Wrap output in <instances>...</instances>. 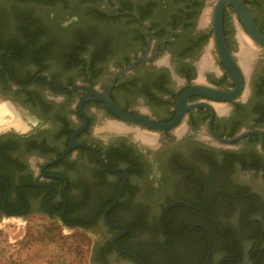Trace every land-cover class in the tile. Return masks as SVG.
Segmentation results:
<instances>
[{
    "label": "flooded vegetation",
    "instance_id": "1",
    "mask_svg": "<svg viewBox=\"0 0 264 264\" xmlns=\"http://www.w3.org/2000/svg\"><path fill=\"white\" fill-rule=\"evenodd\" d=\"M216 1L0 0V105L14 110L0 121V213L11 216L5 180L9 213H44L96 234L93 264H264V193L254 187H264V48L247 72L241 38L250 39L233 5L225 38L244 70L235 99L193 94L186 105L209 107L191 106L174 127L154 129L88 98L82 145L59 158L83 123L87 87L107 91L140 56L110 90L127 112L169 122L190 86L232 89L214 41ZM244 1L264 32V0ZM35 77L27 88L14 82ZM107 123L122 130L104 132ZM118 168L128 176L107 221L125 177Z\"/></svg>",
    "mask_w": 264,
    "mask_h": 264
},
{
    "label": "water",
    "instance_id": "2",
    "mask_svg": "<svg viewBox=\"0 0 264 264\" xmlns=\"http://www.w3.org/2000/svg\"><path fill=\"white\" fill-rule=\"evenodd\" d=\"M227 5H233L235 10L237 11V13L240 17V20L243 24V27L246 31V32H244V31L243 32L252 41L253 46L256 48V54H258V52L260 51V47L264 48V32L259 28V26L255 20L253 12L251 11L249 5L244 0H217L216 1L214 8L212 10V25H213L214 41H215L217 53H218L219 58L221 59L223 65H224V68L228 72V74L232 77V79L235 83V86L232 89L221 90L218 88L207 87V86H203L200 84H195V85L190 86L189 88L184 90L182 92V94L180 95L179 100H178L176 116L169 122H161V121L153 119V118H148V117H144L141 115H137V114L127 112V111L121 109L115 103V101L113 100V98L110 95V90H111L112 86L115 84V80L119 74L129 72L137 62H139L141 59H144L146 57V55L140 56L139 58L133 60L125 68H123L117 72V74L114 76V80L111 82V85L107 91L101 92V91L95 90L91 86L87 87L89 89V92L86 95H84L80 101V110H81V113L83 116V123L79 127L76 128L75 132L73 133V135L70 139L68 149L59 158H62L68 151H70L75 146L82 145V144L77 142V135L79 132H81L87 126V123H88L87 112H86L84 105H83L84 101L88 98H96L98 100L103 101L112 113H114L116 116H118L119 118H121L123 120L134 122V123H137L140 125H144L146 127L154 128V129H166V128L174 127L183 118L184 114L186 113L187 108H189L191 106L202 105V106H208L209 107V105H207L205 103H197V104H194L191 106L186 105L187 99L193 94H201V95L208 96L210 98L217 99V100L235 99L241 93L243 86H244V78H243V71L244 70H243L240 62L234 58L233 53L229 50V47H228V44H227V41L225 38L224 10H225V7ZM112 7L115 8L114 6H112ZM143 24L145 26H147V24L145 22H143ZM149 32H150V30H149ZM172 32H174V31H172ZM150 38H151V36H150ZM150 38H149V42H151ZM238 57H239V54H238ZM39 76H44V75H39ZM36 78L37 77H35L33 80H31L27 84H20L16 80L14 82L21 87L27 88V87H30L31 85H33ZM69 90H73V89H69ZM66 92H67V90L59 91L58 93L65 94ZM212 118H213V115L211 116L210 123H209V127H210L211 131H212V128H211ZM246 134H248V132L242 133V134H240V135H238L232 139L221 138V140L226 142V143H231L235 140H238L239 138L243 137ZM261 135H262V141L264 143L263 134H261ZM83 146L91 148L95 152V154L98 156L100 161L102 163H104L103 156L98 153V151L95 149L94 146L89 145V144H83ZM51 162H55V161H51ZM112 170H122L123 172H125V177H124L123 181L121 182V185H120V188H119V191L117 193L116 198L114 199L111 206L105 212V219L107 221H109L107 218V213L110 210V208L120 198L122 188H123L125 181L127 179V176H128V172L124 168H118V169H112ZM1 180H3V179H1ZM3 181L6 185V193H5V196L3 199V204H2L3 210L5 211L6 214H9L11 216H20L24 211H20V212H16V213H9L8 210L6 209L8 185H7L5 180H3ZM65 208L66 207H64L63 210H61V211H54L51 209H49V210L52 211L56 215H61L64 213Z\"/></svg>",
    "mask_w": 264,
    "mask_h": 264
},
{
    "label": "rangeland",
    "instance_id": "3",
    "mask_svg": "<svg viewBox=\"0 0 264 264\" xmlns=\"http://www.w3.org/2000/svg\"><path fill=\"white\" fill-rule=\"evenodd\" d=\"M41 12L42 15L48 13L45 9H41ZM254 84L258 87L260 83ZM254 187L264 193V187ZM41 234L46 238H39ZM53 239L55 241H51ZM95 239L96 234L81 227L66 226L44 213L26 217L0 213V261L26 259L39 264H60L64 261L93 264L91 257Z\"/></svg>",
    "mask_w": 264,
    "mask_h": 264
},
{
    "label": "bare ground",
    "instance_id": "4",
    "mask_svg": "<svg viewBox=\"0 0 264 264\" xmlns=\"http://www.w3.org/2000/svg\"><path fill=\"white\" fill-rule=\"evenodd\" d=\"M250 40H247L246 38H241V52H240V62L243 65L244 69L249 72L250 69L252 68L253 62H254V57H255V47L253 44H251ZM210 60L209 58H207ZM208 60H203L201 61L200 68L204 69L206 66H208L209 61ZM12 111L11 107L9 105H0V121L2 119V115L5 114V112ZM14 111V110H13ZM12 111V113H13ZM13 122L15 124H22L21 123V118H19L16 114L13 116ZM22 126V125H20ZM103 130L106 131H121L122 127L116 124H110L107 123L103 126ZM137 137H140V139H143V141H149L152 139V136L138 132Z\"/></svg>",
    "mask_w": 264,
    "mask_h": 264
},
{
    "label": "trees",
    "instance_id": "5",
    "mask_svg": "<svg viewBox=\"0 0 264 264\" xmlns=\"http://www.w3.org/2000/svg\"><path fill=\"white\" fill-rule=\"evenodd\" d=\"M39 238L45 239L46 237L41 234V237H39ZM51 241H55V240L53 239ZM76 249H77V251L79 250L78 245H77ZM80 253H81V251H80ZM81 255L82 254H80V256ZM79 262L80 261H76L75 263H67L66 261H64L63 263H60V264H79ZM0 264H39V263H34L33 261L26 260V259H13V260L5 259L4 261H0Z\"/></svg>",
    "mask_w": 264,
    "mask_h": 264
}]
</instances>
